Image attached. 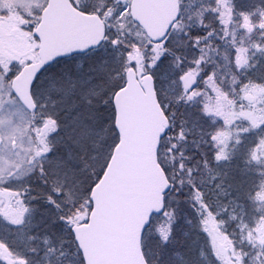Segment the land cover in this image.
Returning a JSON list of instances; mask_svg holds the SVG:
<instances>
[{"label": "rangeland", "instance_id": "374dc122", "mask_svg": "<svg viewBox=\"0 0 264 264\" xmlns=\"http://www.w3.org/2000/svg\"><path fill=\"white\" fill-rule=\"evenodd\" d=\"M47 1L0 0V63L2 65L3 61H9L16 64L15 68V64L12 65L14 69L3 67L5 71L0 73V137L6 153L10 154L9 157L0 156V163H3L0 178L10 177L9 183L5 181L4 188L13 186L14 195H20L25 190L22 187L26 178L32 179L37 175L43 181L48 178L43 175L46 170L60 190L75 201H84L76 209L77 224L86 220L91 209L88 201L91 183L105 170L117 142L113 129L115 114L112 106L111 110L106 107L107 100L111 102L116 92L114 88L122 87L118 80L135 66L139 57L142 75H151L155 79L159 102L164 111L170 113L172 135L176 133L173 145L178 152L169 156L172 164L167 166L168 174L178 188L193 183L196 185L194 191L198 193L204 192L206 187L213 194L215 203L212 211H203V222L196 221L192 216L193 209L190 211L177 201L176 193L171 198L172 203L168 201L170 210L167 219L172 216L171 230L176 238H186L188 252L175 247L160 250L149 247L145 250L147 261L149 264H213L207 254V242L224 251L234 239L235 264H264V209L261 206L255 209L250 205H255L252 199L264 205V165L261 164L264 159V135L260 138L251 135V131L264 134V86H244L241 89V95L237 98L240 107L238 113L249 127L242 135L253 136V139L248 138L245 142L247 164L238 166L241 169L235 171L239 178L235 181L231 173L220 177L217 173L223 174L225 169L223 156L218 154L220 142L215 139L210 142V138L213 134L220 136L221 141L230 138L221 129L223 125L229 126L235 122V116L225 109L227 103L220 90L210 88L212 78L207 81L208 87L205 86L209 105H205L197 93L193 102L184 100L189 95L181 85L179 67L173 65L169 57L170 49L177 48L187 36V30L201 23L205 16L208 24L217 20L214 18L216 14H221L223 22L219 21V24L225 27L232 25L235 28V24L241 20V27L249 33L256 30L264 32V0H180L186 13L169 43L162 49L151 45L145 33L131 24L129 2L118 8L114 0H73L80 10L87 13L97 10L108 19V42L97 53L63 61L45 72L33 90L39 110L31 118L13 97L9 76L14 70L17 74V68L37 60L38 41L32 35L31 25L36 24L35 18L39 17ZM9 4H14L16 9L9 8ZM5 11L8 13L2 17ZM208 42L210 40L203 39L200 44ZM143 48L152 55L151 61L146 64L141 51ZM186 50L194 52L192 46ZM203 50H207L205 61L210 60L211 51L207 46ZM237 52L233 66L239 68L237 61L242 58L243 69L246 68V74L250 75L251 64L246 59L242 43ZM191 59L202 61L198 54H193ZM195 64L198 63L192 62L190 66ZM234 67L230 66L227 73L230 91L235 87L234 80L240 79ZM192 73L201 82L200 73ZM110 90L112 92L108 94ZM247 94L254 97L251 106L244 102ZM179 100L181 104L172 106ZM40 117L43 119L40 120ZM55 122L59 127H55L58 132L53 134ZM34 124L40 127L35 129ZM4 130L8 134H3ZM21 140H24L26 147L17 151L13 146L16 144L19 147ZM41 145L52 148L47 156L35 155V146ZM209 153L217 155V160L212 155L213 160L207 166L202 161L197 164L198 157L203 158ZM18 173L25 175L19 178ZM226 176L229 178L225 179ZM248 182L255 184L253 189L258 190L257 196H251L252 190L247 191L245 185ZM11 212H14L12 203L6 212L9 219L1 221V217L6 215L1 208L0 264H84L72 234L71 228L75 223L71 218L65 220L62 214L57 218L55 214H45V217L53 219L46 230L32 233V229H29L13 234L17 228L35 227V222L41 225L45 218L43 216L37 221L36 213L28 212L21 219L23 210L15 212L17 216L14 217ZM37 228L39 230L40 226ZM199 230L204 237L198 234ZM46 251L49 253L41 257L40 254Z\"/></svg>", "mask_w": 264, "mask_h": 264}, {"label": "water", "instance_id": "95a60500", "mask_svg": "<svg viewBox=\"0 0 264 264\" xmlns=\"http://www.w3.org/2000/svg\"><path fill=\"white\" fill-rule=\"evenodd\" d=\"M131 9L154 42L163 41L180 17L179 0H133ZM34 35L40 40L39 61L26 66L12 83L14 94L31 112L36 109L31 91L41 71L59 59L97 49L105 40L106 27L99 16L76 10L70 0H50ZM137 66L138 74L130 70L126 87L115 96L120 142L92 190L94 207L88 224L74 230L86 264H147L142 236L153 214L164 212L165 194L171 190L158 161L169 122L153 79L147 77L141 86L140 61ZM182 83L193 90L197 80L186 75ZM246 101L253 103L250 96Z\"/></svg>", "mask_w": 264, "mask_h": 264}, {"label": "trees", "instance_id": "16d2710c", "mask_svg": "<svg viewBox=\"0 0 264 264\" xmlns=\"http://www.w3.org/2000/svg\"><path fill=\"white\" fill-rule=\"evenodd\" d=\"M96 13H101L100 11H95ZM186 13L184 6H182L183 17ZM221 14H216L214 16L216 21H213L211 24L207 23V17L199 24L193 25L187 30V36L182 39L181 43L177 48L170 49L169 57L173 65L179 67V73H189L198 71L202 80L200 87L197 91V97L209 105L210 101L205 93L208 91L205 86L208 87L209 83L207 82L210 78L213 79V84H210V88L214 90H220V94L224 97L225 109L229 110L232 115L235 116V122L227 126L228 124L223 125L221 129L222 132L228 134L230 138L225 139L223 142H220L218 146V154L223 156V164L226 166L225 171L226 175L230 172L234 173L241 168L238 166H246L245 153L247 147L245 142L248 138H252L250 135H242V132L249 129L247 123L239 116V100L237 98L241 95V89L244 86L247 87H263L264 86V32L256 30L252 33H249L245 28L241 27L242 23L240 20L239 24H235V28L232 25L223 26L221 23L223 20L220 18ZM103 18L108 22V19L103 16ZM241 19V18H240ZM219 21L221 23L219 24ZM241 29V30H240ZM235 33V36H234ZM202 38L210 40V42L201 45L200 41ZM169 42L166 43V45ZM242 43V49L245 51V56L247 61L251 64L250 72L251 74H246V68L239 69L233 66L234 60L237 57V49L239 44ZM192 46V50H186L187 47ZM204 46H207L211 51V59L205 61L207 57L205 53L207 50H202ZM143 58L145 64L150 62L152 59L151 53L143 48L142 50ZM193 54H198L202 61H195L191 59ZM192 62H197L198 64H190ZM230 66L236 69L237 75H240L239 81L234 80L235 87L232 91L229 90L230 81L227 79V73L230 71ZM242 79V80H241ZM211 93V92H210ZM237 100V101H236ZM232 117V116H231ZM219 135V134H218ZM251 135L257 137H262L264 134H258L257 132L251 131ZM243 141H242V139ZM178 149H174V145L171 144L170 140H164L160 152V162L163 165L164 169L167 171V166L171 163V157L174 152L177 153ZM233 154V156H232ZM212 155L215 156L217 160V155L208 154L207 156L200 158L198 157L196 162L197 164L202 163L207 166L213 160ZM183 157V156H182ZM195 161V159H193ZM172 164V163H171ZM261 164L264 165V159L261 161ZM264 168V167H262ZM218 176L222 177V174L217 173ZM235 177V181L239 178L238 174H231ZM170 179L172 178L169 176ZM229 177H225L228 179ZM172 180V179H171ZM173 189L170 192V195H175L176 199L186 205L190 211L193 209L192 216L196 221L203 222L205 208H213L212 194L205 187L204 192H195L194 188L196 185L190 183L189 186L178 188L174 182ZM254 183L248 182V185H245L247 191L252 190L251 196H257L258 190H254ZM200 193H203L200 195ZM252 198V197H251ZM250 198V202H251ZM255 205L250 204L253 208L258 209L261 206L264 209V205H260L256 199H252ZM245 203V202H244ZM247 204V203H246ZM163 220V221H162ZM162 221V222H161ZM170 225V219L164 217H156L153 220L150 230L147 232L145 237V247H158L160 249L162 246H167L168 243L164 239L165 236L161 235L163 231H167ZM199 234L204 237L201 230ZM169 241L174 244V246L180 250L186 251L187 247L185 246L184 239H175V237L170 233ZM208 241V240H207ZM208 251L213 256L214 261L217 264H227V256H230L231 250L227 253L222 251L220 258L215 257L216 249L213 248L214 244L207 242ZM153 245V246H152ZM241 249V248H240ZM219 259V260H217Z\"/></svg>", "mask_w": 264, "mask_h": 264}, {"label": "flooded vegetation", "instance_id": "af4514ba", "mask_svg": "<svg viewBox=\"0 0 264 264\" xmlns=\"http://www.w3.org/2000/svg\"><path fill=\"white\" fill-rule=\"evenodd\" d=\"M13 147L16 148V144H14ZM35 149L36 152L41 153V155H46L50 151H47V147L43 145L35 147ZM19 150L21 149L19 148ZM0 156H10L9 152L6 153V149L2 141H0ZM36 180L38 181V183L36 184L38 188L36 190H33L31 194H28L29 190H26L25 197L14 198L11 189H9L8 187V189L1 188V186L5 187V181H7L8 183L10 182V177L4 176L0 178V204H3L5 208L8 204H11V202L13 205L23 207H39L44 205V208L46 209H55L56 211H59L58 206L54 204V200H64V196L66 195V193L63 190L55 187V181L51 176H49L47 180L44 179L43 181H41L38 177Z\"/></svg>", "mask_w": 264, "mask_h": 264}, {"label": "bare ground", "instance_id": "6f19581e", "mask_svg": "<svg viewBox=\"0 0 264 264\" xmlns=\"http://www.w3.org/2000/svg\"><path fill=\"white\" fill-rule=\"evenodd\" d=\"M24 137H22L21 139H23ZM26 147V144L24 142V140H21L20 144H19V148L22 149V148H25ZM22 176V175H21ZM38 230V228L34 229V233ZM42 256H45L44 254H42Z\"/></svg>", "mask_w": 264, "mask_h": 264}]
</instances>
